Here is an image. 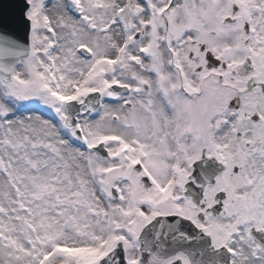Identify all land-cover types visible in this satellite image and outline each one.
<instances>
[{"label":"snow or ice","instance_id":"snow-or-ice-1","mask_svg":"<svg viewBox=\"0 0 264 264\" xmlns=\"http://www.w3.org/2000/svg\"><path fill=\"white\" fill-rule=\"evenodd\" d=\"M0 264H264V0H0Z\"/></svg>","mask_w":264,"mask_h":264}]
</instances>
